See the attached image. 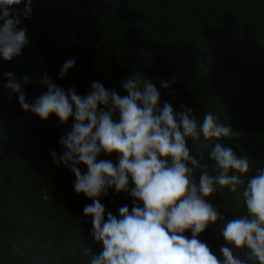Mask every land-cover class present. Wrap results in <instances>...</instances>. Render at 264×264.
I'll list each match as a JSON object with an SVG mask.
<instances>
[{
  "label": "trees",
  "instance_id": "1",
  "mask_svg": "<svg viewBox=\"0 0 264 264\" xmlns=\"http://www.w3.org/2000/svg\"><path fill=\"white\" fill-rule=\"evenodd\" d=\"M20 19L31 43L12 61L0 59V264H90L85 249L102 250L83 211L93 201L76 193L74 173L52 156L63 153L59 140L74 118L62 124L55 115L44 121L23 111L4 87L8 71L32 77L24 86L30 102L47 91L39 76L80 95L92 81L125 95L121 82L139 72L161 91V106L168 101L177 114L190 108L200 123L211 112L231 125L240 136L222 143L247 155L249 175L264 169V0H34L31 19ZM69 58L76 66L61 79ZM214 143L201 134L188 147L207 160ZM99 159L115 163L117 155ZM240 193L218 189L209 202L229 220L244 212ZM99 199L105 219L133 206L127 192L113 188ZM223 223L199 236L220 259Z\"/></svg>",
  "mask_w": 264,
  "mask_h": 264
},
{
  "label": "clouds",
  "instance_id": "2",
  "mask_svg": "<svg viewBox=\"0 0 264 264\" xmlns=\"http://www.w3.org/2000/svg\"><path fill=\"white\" fill-rule=\"evenodd\" d=\"M24 4L23 9L16 7ZM34 0H0V59L12 61L31 40L23 16L31 19ZM76 66L74 58L60 68L63 79ZM9 95L18 97L20 107L44 121L52 115L62 124L74 118L71 130L61 136L64 149L53 151L57 164L63 163L75 175L74 189L93 202L85 205L92 218V236L102 245L98 254L90 248V264H264V169L249 175L252 164L238 156L222 141L240 133L231 125L218 122L211 112L198 122L190 108L176 113L164 101L161 91L139 72L121 82L125 95L92 81L86 95L75 87L67 90L45 76L39 85L47 87L29 101L24 86L32 77L18 79L11 71L3 74ZM175 82V78H173ZM162 88H169L161 79ZM215 141L208 153L197 160L188 140ZM204 147H207L205 145ZM117 155V162L99 159ZM80 165L86 166L83 173ZM245 177H247L245 179ZM240 186L243 191L240 193ZM113 188L127 192L132 207L119 208V216L107 212L99 197ZM240 193L244 212L225 220L218 206L209 202L216 191ZM220 226L225 245L220 259L199 239L209 226ZM191 232V237L185 235ZM239 250L243 258L236 254Z\"/></svg>",
  "mask_w": 264,
  "mask_h": 264
}]
</instances>
